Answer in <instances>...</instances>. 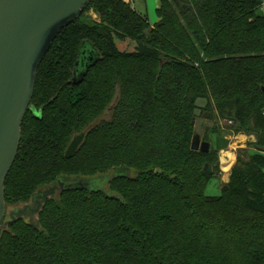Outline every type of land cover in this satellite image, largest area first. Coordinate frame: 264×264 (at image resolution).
<instances>
[{"label":"trees","instance_id":"trees-1","mask_svg":"<svg viewBox=\"0 0 264 264\" xmlns=\"http://www.w3.org/2000/svg\"><path fill=\"white\" fill-rule=\"evenodd\" d=\"M263 6L160 0L152 25L125 0H93L40 66L5 184L0 264H264ZM126 40L134 51L120 50ZM79 60L88 71L75 83ZM222 121L257 144L210 197L218 152L191 145L199 122ZM120 169L136 176L110 179V194L59 184ZM40 197L35 223L11 217Z\"/></svg>","mask_w":264,"mask_h":264},{"label":"water","instance_id":"water-1","mask_svg":"<svg viewBox=\"0 0 264 264\" xmlns=\"http://www.w3.org/2000/svg\"><path fill=\"white\" fill-rule=\"evenodd\" d=\"M92 1L0 0V229L7 226L5 184L19 151L21 126L34 97L40 66L58 35L76 22ZM82 54L88 56L89 62L95 59L93 52ZM76 66L75 83L86 75L88 63L79 60ZM84 137L80 134L72 140L66 151L68 158ZM191 149L208 153L211 144L202 141L201 134L195 131ZM122 170L126 169L116 170L112 179L124 176ZM204 170L212 174L209 164ZM65 182L59 180L62 189L89 185L86 179H78L74 185L65 186Z\"/></svg>","mask_w":264,"mask_h":264},{"label":"rangeland","instance_id":"rangeland-1","mask_svg":"<svg viewBox=\"0 0 264 264\" xmlns=\"http://www.w3.org/2000/svg\"><path fill=\"white\" fill-rule=\"evenodd\" d=\"M128 3L131 4L132 8H134L138 13L146 15L148 17L149 22L154 25L159 21V17L157 14V9L160 5V0H125ZM261 13H263V8ZM97 16L93 14V12H89L86 15V20L88 22H92V20H97ZM118 47L122 51H134L135 45L131 43L129 40L123 41V42H117ZM230 122L222 121L219 124L216 125H209L205 124L207 126H204V124L200 123L198 124V132L201 134L202 141H207L211 144V150H215L218 152V161H219V168H220V176L218 178H212L206 188V195L210 197H218L221 195V186H222V179L223 174L226 173L223 167V157L229 156L227 153H233L236 155L240 151H254L256 148L257 140L254 135H248V134H234L229 131H227L225 128L226 126H230ZM230 161L234 158L232 155ZM229 158V157H227ZM228 162V161H227ZM116 173L112 172L108 174L106 177L100 179V180H89V185L86 187L88 189L93 190H101L105 192L106 194H110L109 190V180L112 179V176ZM122 175L124 176H132L135 177L136 174L133 171H127L122 170ZM78 179L72 178L67 182V185H74L76 184ZM47 192V191H46ZM45 192V193H46ZM59 192V188H55L51 195H57ZM44 197H40L37 199V202L30 203L28 208L26 206L19 207L16 209V212L20 214V216L26 220L29 223H35L37 218V211H32L33 208L38 204H42V199ZM32 208V209H31ZM10 210L8 211V213ZM7 214V213H6ZM7 216H5L4 222Z\"/></svg>","mask_w":264,"mask_h":264},{"label":"crops","instance_id":"crops-1","mask_svg":"<svg viewBox=\"0 0 264 264\" xmlns=\"http://www.w3.org/2000/svg\"><path fill=\"white\" fill-rule=\"evenodd\" d=\"M127 2V1H126ZM263 14H264V6H263ZM227 154H229V156H227V157H229V158H227V157H223V160L224 161H230V159H231V157H230V155H232L233 157H234V159H233V165L231 166V169H230V171L229 172H226V173H224L223 174V179L221 180L223 183H222V186L224 185V184H227L228 182H229V179H230V174H231V170H232V168H233V166H234V164H235V162H236V155L235 154H233V153H227ZM222 186H221V188H222Z\"/></svg>","mask_w":264,"mask_h":264},{"label":"bare ground","instance_id":"bare-ground-1","mask_svg":"<svg viewBox=\"0 0 264 264\" xmlns=\"http://www.w3.org/2000/svg\"><path fill=\"white\" fill-rule=\"evenodd\" d=\"M231 157V156H230ZM234 159V158H233ZM233 159L231 160V161H224L223 162V167H224V170L226 171V172H229L230 171V169H231V166L233 165Z\"/></svg>","mask_w":264,"mask_h":264},{"label":"flooded vegetation","instance_id":"flooded-vegetation-1","mask_svg":"<svg viewBox=\"0 0 264 264\" xmlns=\"http://www.w3.org/2000/svg\"><path fill=\"white\" fill-rule=\"evenodd\" d=\"M65 186H67V182H65ZM36 207H37V206H36ZM31 209H32V208H31ZM33 210H35V208H33L32 211H33ZM6 213H7V214H6V216H7V215H8V212H6ZM16 214H17V213H15V212H14V213H10L11 217H16Z\"/></svg>","mask_w":264,"mask_h":264}]
</instances>
